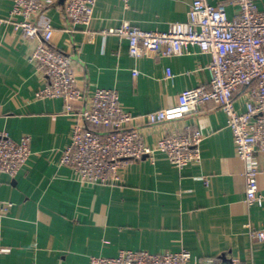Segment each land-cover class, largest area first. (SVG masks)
I'll return each mask as SVG.
<instances>
[{
  "label": "crops",
  "instance_id": "obj_1",
  "mask_svg": "<svg viewBox=\"0 0 264 264\" xmlns=\"http://www.w3.org/2000/svg\"><path fill=\"white\" fill-rule=\"evenodd\" d=\"M226 3L230 16L238 11ZM193 0H98L89 26L73 27L60 0L34 21H50L53 45L72 60L78 86L87 95L113 89L120 104L138 115L133 122L154 147L163 136L201 131V161L178 170L163 153L154 160L127 161L116 184L82 183L60 164L84 102L66 110L61 98H40L49 78L32 59L39 40L16 27L14 0H0V137L31 138V154L13 177L0 175V199L13 204L0 214V264H90L93 256L121 250L152 253L189 250L224 264H264V205L246 201L247 163L238 157L225 112L214 102L182 120L150 124L146 116L173 106L190 87L209 83L210 57L197 47L182 56L134 57L115 34L124 22L147 31H167L185 21ZM264 8V0H257ZM167 69L174 74L166 77ZM133 71H138L134 76ZM246 90L235 93L245 110ZM259 169L264 154L256 151ZM264 193V174L258 175Z\"/></svg>",
  "mask_w": 264,
  "mask_h": 264
},
{
  "label": "built area",
  "instance_id": "obj_2",
  "mask_svg": "<svg viewBox=\"0 0 264 264\" xmlns=\"http://www.w3.org/2000/svg\"><path fill=\"white\" fill-rule=\"evenodd\" d=\"M59 0H14L12 15L19 17L16 27L32 40H39L32 59L45 72L49 84L38 93L40 98H61L73 113L74 101L84 102L77 113L70 143L60 159L82 183L116 184L127 161L154 160L163 153L172 166L182 170L201 161V131L173 134L148 145L139 127L138 115L120 104L113 89L96 88L91 95L78 86L71 58L53 45L55 34L50 21L40 25L34 19ZM98 0H65L63 10L72 23L88 27ZM127 5L129 0H121ZM238 11L230 16L226 3L193 0L185 21L173 22L167 31H147L124 22L115 34L129 42V53L142 57L154 53L163 57L189 54L192 47L210 57L209 83L180 93L175 105L149 113L147 121L162 124L182 120L214 102L227 116L239 158L246 161V201L264 205V193L258 190L259 169L255 152L264 154V8L257 0H233ZM134 76L138 71H133ZM166 77L174 74L167 69ZM246 90L245 110L235 105V93ZM31 138L16 141L0 137V175L15 176L31 154ZM13 204L0 199V214ZM252 237L264 241V231H252ZM90 264H224L220 259H200L187 249L179 252L152 253L146 250H121L115 257L93 256Z\"/></svg>",
  "mask_w": 264,
  "mask_h": 264
},
{
  "label": "water",
  "instance_id": "obj_3",
  "mask_svg": "<svg viewBox=\"0 0 264 264\" xmlns=\"http://www.w3.org/2000/svg\"><path fill=\"white\" fill-rule=\"evenodd\" d=\"M64 1H65V0H60V3H62V4H63V3H64Z\"/></svg>",
  "mask_w": 264,
  "mask_h": 264
}]
</instances>
